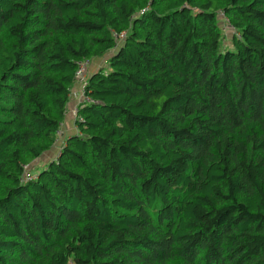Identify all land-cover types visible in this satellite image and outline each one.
<instances>
[{
    "label": "trees",
    "instance_id": "1",
    "mask_svg": "<svg viewBox=\"0 0 264 264\" xmlns=\"http://www.w3.org/2000/svg\"><path fill=\"white\" fill-rule=\"evenodd\" d=\"M0 264H264V0H0Z\"/></svg>",
    "mask_w": 264,
    "mask_h": 264
},
{
    "label": "rangeland",
    "instance_id": "2",
    "mask_svg": "<svg viewBox=\"0 0 264 264\" xmlns=\"http://www.w3.org/2000/svg\"><path fill=\"white\" fill-rule=\"evenodd\" d=\"M217 23L218 27L221 32V40H222V48H230L231 47V42H230V37L233 35V30L231 26L228 24L227 20L222 16L220 12L217 13ZM110 53L104 54L102 57L97 59H94L93 61H90V64L87 68H91V64H97L100 65L102 68H105L107 66L106 60L109 57ZM61 130L59 128V131L57 133V140L55 145L42 157H40L38 160H35L32 164H30L27 169L30 170L33 174L36 173L37 170H40L49 160H52L56 157L59 146L62 142L61 140Z\"/></svg>",
    "mask_w": 264,
    "mask_h": 264
},
{
    "label": "crops",
    "instance_id": "3",
    "mask_svg": "<svg viewBox=\"0 0 264 264\" xmlns=\"http://www.w3.org/2000/svg\"><path fill=\"white\" fill-rule=\"evenodd\" d=\"M91 68H89L88 72L97 70L101 66L97 64H91ZM79 85L73 84L70 88L69 93V99L67 102V109L64 116V119H62V123L60 124V130L62 132L61 134V140L65 138V136L72 135L76 133V128L74 126V116H73V110L78 106V103H80L81 95L79 91Z\"/></svg>",
    "mask_w": 264,
    "mask_h": 264
},
{
    "label": "built area",
    "instance_id": "4",
    "mask_svg": "<svg viewBox=\"0 0 264 264\" xmlns=\"http://www.w3.org/2000/svg\"><path fill=\"white\" fill-rule=\"evenodd\" d=\"M89 64H90L89 60H82L78 63L77 69L75 71V77H74V83L73 84L79 85L78 87H79V91H80V95H81L80 103L88 100L83 95V88H84L85 82H86L87 77H88L87 68H88ZM80 103H78V106L80 105ZM78 106L73 110L74 118L76 117V110H77ZM24 178H30L29 173L25 172Z\"/></svg>",
    "mask_w": 264,
    "mask_h": 264
}]
</instances>
